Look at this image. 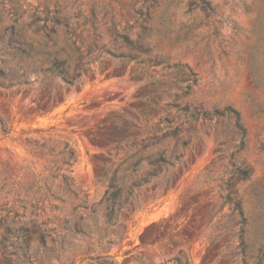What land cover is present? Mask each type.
Returning <instances> with one entry per match:
<instances>
[{
  "label": "rangeland",
  "instance_id": "obj_1",
  "mask_svg": "<svg viewBox=\"0 0 264 264\" xmlns=\"http://www.w3.org/2000/svg\"><path fill=\"white\" fill-rule=\"evenodd\" d=\"M204 1L215 10L213 16L195 6L196 0H0V62L17 64L19 74L38 79L10 87L8 79L0 78V118L12 126L9 135L0 133V264H86L84 258L102 253L99 202L106 187L97 171L111 147L99 127H114L124 114L148 124L138 117L148 99L137 97L140 84L134 80L142 70L154 75L139 64L146 59L160 62L155 71L156 78L168 80L160 91L164 96L180 94L188 69L194 72L197 84L176 101L207 112L210 119L192 125L183 116L175 121L178 132L161 148L166 157L183 153L184 170L176 166L172 171L173 187L167 192L158 180L134 191L132 206L107 230L108 237L120 238L110 254L120 264L125 258L129 264H175L180 250L189 264L257 263L259 247H264L253 240L264 231V0ZM114 30L126 33L131 44L117 39ZM19 36L23 44L5 47ZM56 50H61L58 59L67 60V77L79 75L76 83L59 78L38 83L48 67L43 54ZM36 104L48 112L39 114ZM225 107L239 112L246 129L245 149L237 160L250 172L222 192L221 182L230 177L229 155L239 143L233 121L213 115ZM177 116L172 109L170 117ZM217 134L223 148L215 142ZM26 138L45 141L56 152L33 155ZM65 145L76 156L70 167L62 165L59 154ZM66 169L96 213L75 208L80 200L61 188ZM29 185L33 191L39 185L49 188L44 214L31 208L32 193L23 195ZM227 192L242 202L251 239L245 260L234 236L241 228L239 218L220 197ZM49 203L57 209L50 212ZM134 207L130 221L128 210ZM47 219L51 224L42 244L33 229ZM151 223L161 224L162 241L138 246L139 234ZM103 248L108 247L103 243Z\"/></svg>",
  "mask_w": 264,
  "mask_h": 264
},
{
  "label": "trees",
  "instance_id": "obj_2",
  "mask_svg": "<svg viewBox=\"0 0 264 264\" xmlns=\"http://www.w3.org/2000/svg\"><path fill=\"white\" fill-rule=\"evenodd\" d=\"M194 4L206 12L208 16H213L215 14V10L204 0H196ZM56 23L58 24V22ZM114 35L122 42L131 44V40L126 33H120L114 30ZM19 38L20 36L18 38L12 37L5 47L11 48L12 50L15 46L19 47L24 43ZM60 51L61 50H56L55 52H47L43 54L46 57L45 61H47L48 67L44 71L46 76H43L42 80L38 82L40 85L47 80H54L57 78L64 81L67 85H72L78 81L79 75L71 80L67 77L69 66L67 65V60L58 59ZM15 55L16 53H12L13 57ZM26 58L34 60V62L37 61V58L33 57L30 53H27ZM139 64H146L148 68H152L151 72L154 74H146L147 72L143 74L142 70L139 74H135L134 76L135 82L140 84L137 97L148 99L145 103L146 108L142 110V113L139 114L138 117L139 119L145 118L148 124L143 125L138 120L124 114L120 120H117V122L114 123V127L110 128L108 125L99 127V130L107 135L105 141L111 147L107 159H102L100 169L97 171L98 177L103 181L106 187L104 195L99 202V204L103 205L102 224L104 226V233L99 238V247L102 250V253L94 258H84L82 261H86V264H92L91 261H94L95 264H120L116 260V256L110 254L111 247L116 245L120 241V238L108 237V228L116 226L119 222L121 212L125 207H128L127 205H131L129 203L133 201L132 195L134 191L158 180L157 186L163 188L165 192H167L173 187L172 171L176 166H179L181 170H184L182 165L183 153L179 154L177 151H174L170 157H166L165 153L167 150L161 148L167 138L178 132L179 126H177L175 121L180 116H183L189 121V124L192 125L201 120L210 119L207 112L198 108L191 109L189 106L182 107L176 101L177 99H180V97L187 96L191 92L192 87L197 84L196 74L194 72L188 69L189 72L187 77L183 81L185 86L179 89L180 94L168 93L164 96L165 94L160 93V91L164 88V84L168 80L164 78H156L157 72L155 71V68L160 65V62H157L156 59H146L139 62ZM0 65V78L8 79L11 82L9 84L10 87L29 86L38 81V79L32 81L29 78L30 74L27 72L19 74L21 68H18L20 66L17 64L12 66L9 62L1 61ZM47 91L48 90L46 89H41L42 93H47ZM161 101H164V103L161 104ZM40 107V104H36V111L39 114L48 112V110L42 112ZM172 109H174L179 116L170 117ZM213 115L226 117L227 120L233 121V130L239 140V143L236 146H233L234 151L229 155L231 167V171L229 172L230 177L226 181H222L220 185V191H230L234 186V180L245 179L250 172L243 163L237 160V155L245 149L246 129L241 122L239 112L230 107H225L223 112L215 111ZM11 132L12 126H9L2 118H0V133L2 136H7ZM25 142L31 153L36 156L42 155L44 151L52 155L56 152L55 146H49L45 141L40 143V141L36 139L26 138ZM215 142L218 144L219 148L224 147L221 143L220 134L215 136ZM152 150L154 152L149 154ZM59 154L62 156V165L70 167L72 163L76 161V156L73 151L68 150L66 145L62 148ZM69 172L71 171L66 169L64 170V174L61 175V188L72 198L80 200V204L75 208L82 207L86 211L96 213L94 204H89L86 193L79 187H75L73 178L65 174ZM48 192L49 188L45 185H39L35 191H33V185H29L22 193L25 196L27 193H32L35 203H31V208H34L35 211H41L42 214H44L43 206L49 202V197H47ZM17 195L19 197V194ZM124 195H126V198L122 201ZM51 197L55 200H59L53 195ZM220 197L223 200V205H228L232 214L239 218L237 224H240L241 228L234 236L242 248V252L244 253L243 258L245 260V254L251 249V246H249L251 239L244 228L246 221L242 202L241 200L232 198L230 192H227ZM22 209L26 212V206H22ZM56 209V205L49 203L50 212ZM128 212H131L129 220L132 221V214L135 212V207L132 210H128ZM38 215L36 212L35 216ZM15 217L22 218L24 216L23 214H15ZM49 224H51V221L47 219L34 226L33 232H40V241L42 244H45L44 231H46L45 227ZM160 227L161 224L159 223H151L147 225L139 234L138 238L140 244L138 246L149 247L159 244L163 239L159 236ZM124 229L126 230L127 227L124 226ZM253 240L263 244L264 231L258 232ZM103 243L108 247L105 250L103 248ZM263 250L264 247L260 245L256 264H264V254L262 255ZM129 253L130 251H127L125 255ZM182 260L184 261V264H189L187 257L183 254L182 250H180L178 255L172 259V262L175 264H182ZM121 264H129L127 258H125Z\"/></svg>",
  "mask_w": 264,
  "mask_h": 264
}]
</instances>
